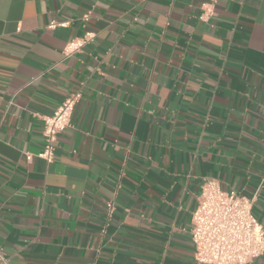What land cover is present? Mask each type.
Masks as SVG:
<instances>
[{
	"label": "crops",
	"instance_id": "1",
	"mask_svg": "<svg viewBox=\"0 0 264 264\" xmlns=\"http://www.w3.org/2000/svg\"><path fill=\"white\" fill-rule=\"evenodd\" d=\"M204 178L264 227V0H0V264H196Z\"/></svg>",
	"mask_w": 264,
	"mask_h": 264
},
{
	"label": "built area",
	"instance_id": "2",
	"mask_svg": "<svg viewBox=\"0 0 264 264\" xmlns=\"http://www.w3.org/2000/svg\"><path fill=\"white\" fill-rule=\"evenodd\" d=\"M200 20H207L213 14V4H202ZM67 23L50 24L65 26ZM92 37L86 34L81 39L68 42L65 55L79 51ZM79 92L72 93L48 116L42 117L44 145L36 157L46 163L55 158V146L61 132L70 126L71 116ZM32 154H26L30 161ZM111 211L112 206L108 204ZM191 245L196 264H248L264 252V227L253 215V199L235 190L223 191L215 179L204 178L196 207L192 212L190 226Z\"/></svg>",
	"mask_w": 264,
	"mask_h": 264
}]
</instances>
